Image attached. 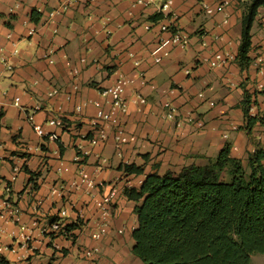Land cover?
<instances>
[{"label":"crops","instance_id":"0c3cea01","mask_svg":"<svg viewBox=\"0 0 264 264\" xmlns=\"http://www.w3.org/2000/svg\"><path fill=\"white\" fill-rule=\"evenodd\" d=\"M68 1V9L56 16V24L48 25V15ZM249 2L240 0L224 14L208 16L203 5L215 7L218 0H173L165 14L156 8L133 7V0H0V56L9 54L12 43L18 51L10 60L12 73L0 65V205L7 201L19 210L17 222L0 224L4 230L0 246L16 251L5 252L0 264H142L132 253V234L138 222L136 203L125 195L128 187L139 190L151 174L203 166L226 145L231 146V156L244 164L264 146V125L248 134L240 108L247 93L256 102V114L264 116V91H258L259 85L264 86V8L258 10L252 27L250 64L242 70L237 62ZM34 12L40 15L38 23L31 22ZM105 18L111 19L108 26ZM154 18L186 32L191 38L189 47L174 48L170 34L163 36L166 43L160 45L159 32L144 29ZM32 27L37 31L29 36ZM202 42L208 47L202 48ZM165 52L169 57L164 59ZM216 52L229 54L233 60L213 67ZM82 58L87 65L81 67L76 81L79 91L67 101L65 94L72 85L69 70L80 67ZM158 58L163 59L157 62ZM119 75L132 81L124 96L128 101L123 119L128 143L118 157L115 143L109 139L83 162L99 185L94 196L107 195L113 186L121 189L110 225L103 239L95 242L84 227L97 217L92 198L82 191L70 190L60 197L52 196L51 191L59 185L70 186L76 178L78 149L90 148L88 140L95 134L92 103L104 102L101 93ZM53 88L62 94L48 100L47 93ZM137 97L145 104L134 103ZM167 101L177 109L176 120L165 118ZM39 102L45 108L62 109L66 128L45 126L54 141L39 138L27 120ZM82 103L87 106L77 113L75 108ZM47 117L46 112L37 113L34 121L44 125ZM98 153L107 160L104 166L95 157ZM132 165L141 168L142 174L127 177L123 167ZM62 167L68 171L61 172ZM64 211L69 238L42 235L39 229L61 219ZM35 221L39 229L32 227ZM23 236L30 238L27 243ZM93 247L100 249L97 260L89 262L78 255Z\"/></svg>","mask_w":264,"mask_h":264},{"label":"trees","instance_id":"16d2710c","mask_svg":"<svg viewBox=\"0 0 264 264\" xmlns=\"http://www.w3.org/2000/svg\"><path fill=\"white\" fill-rule=\"evenodd\" d=\"M260 8L264 0H250L242 19L237 57L242 70L250 64L251 31ZM39 20L34 12L31 22ZM252 105L253 96L245 93L240 108L248 134L264 125V116H250ZM123 170L128 176L143 172L133 165ZM125 195L136 203L132 253L142 264H251L254 255H264V146L244 164L226 145L203 166L151 174L139 190Z\"/></svg>","mask_w":264,"mask_h":264},{"label":"built area","instance_id":"2783aa9c","mask_svg":"<svg viewBox=\"0 0 264 264\" xmlns=\"http://www.w3.org/2000/svg\"><path fill=\"white\" fill-rule=\"evenodd\" d=\"M93 2L94 0H90ZM240 0H218V3L215 7H210L208 5H203V9L206 15L213 16L215 14H224L227 8H230L233 4L238 3ZM70 2H66L63 4L60 9L48 15V25L54 26L56 24L55 18L58 14L63 13L69 7ZM142 7L144 9L156 8L159 13L165 14L170 12L173 6V0H133V7ZM111 22L110 18L104 19V25L108 26ZM224 25L228 24V19H225L223 22ZM145 31L151 32L157 30L159 32L158 43L160 45H165L166 41L164 39L165 34H170V44L177 49L185 50L189 47L191 38L190 36L177 28H171V26L163 23L162 21L158 22H148L144 26ZM36 28L32 27L29 29V36H34L36 34ZM10 39L11 36L9 37ZM214 40H218L216 36L213 37ZM202 48H207V43H201ZM18 54L17 47L15 43H12V49L9 54H2L0 56V65L4 67L5 71L8 73H12L14 71V67L10 62L11 58ZM52 52H50V55ZM131 59L134 58L133 54H129ZM169 52H165L163 58H168ZM163 58H158L157 62H161ZM214 61L211 63L213 67L224 66L228 62L232 61L233 58L229 54H225L223 52H216L213 56ZM49 64H53L51 58L48 59ZM87 65V60L82 58L80 60V67H74L69 70V75L72 78L71 92L65 94V99L70 101L73 97V93H77L79 91V87L77 85V80L80 76L81 67ZM135 67L139 66L138 62H135ZM186 74H189L186 71ZM132 81L124 76L119 75L113 85L104 90L101 93V96L104 98V102H93L92 105L96 109L95 117L92 121V126L95 129V134L91 139L88 140V145L90 148L86 149L82 146L78 149V154L75 158V163L78 165V170L76 173V178L71 182L70 186L59 185L52 189V196H62L65 192H70V190L82 191L84 194L92 198V204L97 211L96 220L90 222L89 224H84V227L88 229L89 237L95 242H100L104 237V230L109 227L110 222L113 218L114 214V205L116 200L118 199L121 189L118 186H113L110 192L102 197L97 198L94 196V191L99 186L95 179H93L88 172L85 170L83 166V162L93 155V149L97 147H103L107 144L109 139H112L115 143L116 147V155L118 157H122L123 147L128 143L127 132L125 130V126L123 124V119L127 116L128 113V101L125 99V93ZM141 84L146 85V80L141 78ZM154 87V86H152ZM258 90L260 92L264 91V86L259 85ZM62 92L58 89H51L47 93V99L52 100L57 96H60ZM134 103L145 104V100L142 98H136ZM18 106V104H15ZM87 106V103H82L76 106L75 110L77 113H81L82 110ZM166 114L165 118L167 120H176L177 117V109L172 105L170 101H167L163 105ZM46 112L48 117L44 125L36 124L34 121V116L37 113ZM250 116L256 115V108L254 105L250 107L249 110ZM62 109L61 107L51 108L44 107L42 103H37L32 111V114L28 116L27 120L32 124L33 130L35 134L46 141H54L55 136L45 130V126L57 127L61 129L66 128V124L62 119ZM178 127H181V122L177 123ZM92 149V150H91ZM37 151H40L41 148H37ZM27 151H32L31 147H27ZM95 157L98 159L101 166L107 164V160L100 156V154H95ZM63 166V165H62ZM101 168V167H100ZM60 171L67 172L68 169L62 167ZM127 177H129L127 175ZM132 188L128 187L125 191L131 190ZM19 216L18 208L12 206L7 201H3L0 205V224L4 225L11 222H17ZM61 219L52 222L51 224H47L39 229V224L37 221L32 223L33 228H38L42 235H48L51 237H60L64 239H68L70 234L67 231V226L63 221V218L67 216L66 211L61 213ZM82 217V215L80 216ZM122 230H119L118 233H122ZM4 234L3 228H0V236ZM24 243L30 239L26 236H23ZM59 250L58 247L56 248ZM16 251L14 249H8L6 247L0 246V258L1 256L7 252ZM78 255L82 257L83 260L93 262L97 260L100 255L99 247L87 248L78 252ZM58 264V263H55Z\"/></svg>","mask_w":264,"mask_h":264},{"label":"rangeland","instance_id":"374dc122","mask_svg":"<svg viewBox=\"0 0 264 264\" xmlns=\"http://www.w3.org/2000/svg\"><path fill=\"white\" fill-rule=\"evenodd\" d=\"M181 126H182V124H181ZM251 264H264V255H254L251 258Z\"/></svg>","mask_w":264,"mask_h":264}]
</instances>
